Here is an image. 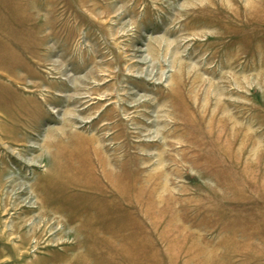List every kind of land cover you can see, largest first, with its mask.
Wrapping results in <instances>:
<instances>
[{
	"label": "rangeland",
	"instance_id": "374dc122",
	"mask_svg": "<svg viewBox=\"0 0 264 264\" xmlns=\"http://www.w3.org/2000/svg\"><path fill=\"white\" fill-rule=\"evenodd\" d=\"M0 264H264V0H0Z\"/></svg>",
	"mask_w": 264,
	"mask_h": 264
},
{
	"label": "crops",
	"instance_id": "0c3cea01",
	"mask_svg": "<svg viewBox=\"0 0 264 264\" xmlns=\"http://www.w3.org/2000/svg\"><path fill=\"white\" fill-rule=\"evenodd\" d=\"M125 224H126V223H125ZM126 225H127V224H126ZM126 225H124L123 223H118L117 225H115V227H111V228L108 227L107 229H108V230H112V229H113V230L115 231V232H114L115 234H113V237H114L113 239H122V241H123L124 237H125V236H128V235H126V233H121V232H119V231H120V230L130 229V228L125 227ZM100 230H106V228L101 227ZM117 231H118V232H117ZM109 233H110V232H109ZM109 233H108V234H109ZM98 234H99V233H98ZM101 236L104 237V239L106 238L105 235H103V234H102ZM101 236H100V237H101ZM106 236H107V235H106ZM103 250H104V249H103ZM93 252H94V253H103L102 250H101L100 248H99V249H95V250H93ZM107 252L110 253V252H112V251L109 250V251H107Z\"/></svg>",
	"mask_w": 264,
	"mask_h": 264
},
{
	"label": "bare ground",
	"instance_id": "6f19581e",
	"mask_svg": "<svg viewBox=\"0 0 264 264\" xmlns=\"http://www.w3.org/2000/svg\"><path fill=\"white\" fill-rule=\"evenodd\" d=\"M7 235V234H6ZM5 237V236H4ZM1 238H3V237H1ZM12 245V244H11ZM12 252H14L15 254H17V252H18V248H19V246L17 247H15L14 245H12ZM4 251V250H3Z\"/></svg>",
	"mask_w": 264,
	"mask_h": 264
}]
</instances>
